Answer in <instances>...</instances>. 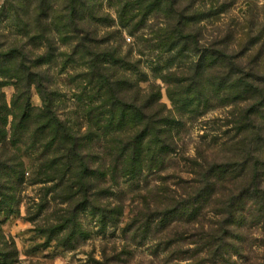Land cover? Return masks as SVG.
Wrapping results in <instances>:
<instances>
[{"label":"trees","instance_id":"obj_1","mask_svg":"<svg viewBox=\"0 0 264 264\" xmlns=\"http://www.w3.org/2000/svg\"><path fill=\"white\" fill-rule=\"evenodd\" d=\"M102 1L5 0L0 7V22L13 29L9 37L0 31V146L10 136L14 147L36 152L31 181L53 184L69 204L68 218L57 219L52 232L68 229L63 243L83 235L78 217L91 204V181L122 180L143 189L131 226L145 240L152 235L162 264H229L234 257L264 264V256L258 263L246 253L254 228L264 236V0L248 2L242 20L228 23L230 0H116L117 26L99 14ZM151 18L157 22L149 25ZM107 23L104 32L96 27ZM147 26L143 42L157 54L149 63L159 75L153 83L168 85L170 109L160 87H140L148 82L141 58L120 45L122 30L132 35ZM56 61L77 103L74 124L58 114L61 95L46 67ZM8 85L15 89L10 105L2 92ZM33 88L41 108L29 102ZM213 102L232 110L229 122L199 137L195 156L184 153L182 168H171L186 122ZM10 164L0 157L4 214L8 190L25 182L24 164ZM98 187L97 198L111 191ZM94 202L102 225L110 212L121 213ZM0 264H19L1 227Z\"/></svg>","mask_w":264,"mask_h":264},{"label":"rangeland","instance_id":"obj_2","mask_svg":"<svg viewBox=\"0 0 264 264\" xmlns=\"http://www.w3.org/2000/svg\"><path fill=\"white\" fill-rule=\"evenodd\" d=\"M60 1V0H59ZM233 2V7L223 15L224 21L228 23L231 18L241 21L248 9V2L253 0H230ZM5 0H0V7ZM255 2V0H254ZM264 1L258 2L261 14H264L262 6ZM99 14H107L114 20V26H117L116 18V0H103L98 3ZM255 12V11H254ZM258 12V11H257ZM157 19L151 18L149 25L155 24ZM111 23V22H110ZM110 23L104 25H96L100 31L108 30L106 27ZM113 28V26L111 27ZM0 31L3 36L9 37L13 34V29L9 28L8 22L1 18ZM150 34V28H144L132 35L127 31L122 30L120 45L126 53L132 51L134 58L140 59L141 62L138 70L141 73L148 75V82L142 81L140 87L148 90L153 78L159 76L151 69L149 63L154 62L157 54H152L149 46L143 42ZM59 62V61H58ZM56 62H51L48 67V78L54 90L61 95L59 102L58 114L63 119H72L74 124V116L72 112L77 108V103L73 99L72 91L70 90L67 77L60 74L61 69ZM133 75L138 78V74ZM155 86L161 88V102L169 109L172 108L168 96V85L162 83L160 79L154 80ZM7 103L10 105L15 89L12 85L2 88ZM29 102L34 108H41L42 99L33 88L29 95ZM232 110L223 108L217 103L210 105V110L203 112L202 116L196 118L193 122H186L185 129L181 133L180 139L177 140L178 152L171 160L169 165L183 163L182 157L195 156L196 148L201 144L199 137L213 133L219 126L226 124L230 119ZM10 135V126L7 128ZM186 155H185V154ZM185 156H184V155ZM0 157L8 159L10 166L16 167L19 162L24 164L25 182L19 186L10 187L8 190L9 203L6 207L2 206L0 213V227L6 237L14 240L19 253V264H29L30 261L39 264H162L159 255L153 253L152 235L145 240L141 235L140 230H134L131 226L132 221L142 210L143 189H138L135 184L125 181H119L117 185H112L110 181L106 183L91 181L89 195L91 197L89 209L82 212L78 217L79 230L83 235L76 234L74 240L69 243L61 242V239L68 234V229L63 232L53 233L51 227L57 225V219L68 218L69 204L64 203L56 192L49 188L53 186L51 183L41 184L33 183L31 167L32 162L38 158L36 152L28 146L19 145L14 147L11 145L10 136L5 146H0ZM182 168V167H181ZM4 182L9 183L4 179ZM150 185L155 184V181L150 179ZM110 188L111 191L97 198L98 186ZM142 187L144 185L141 183ZM140 185V186H141ZM104 210L121 209V213L115 212L116 218L111 214L107 219L106 224L100 222V211H94L91 206H95V202ZM72 207L70 212L72 211ZM115 218V220H114ZM259 232V233H258ZM263 235L257 228H254V234L249 236L246 253L247 260L254 259V262L262 263L264 249L261 246ZM155 239V238H154ZM254 240V241H253ZM246 260V261H247ZM244 259L234 257L229 264H244ZM222 264V263H220Z\"/></svg>","mask_w":264,"mask_h":264}]
</instances>
